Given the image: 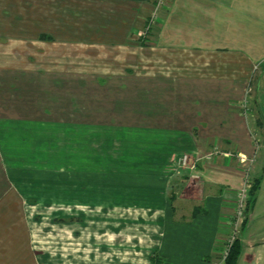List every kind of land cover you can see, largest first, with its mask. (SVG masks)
Instances as JSON below:
<instances>
[{"label":"crops","instance_id":"1","mask_svg":"<svg viewBox=\"0 0 264 264\" xmlns=\"http://www.w3.org/2000/svg\"><path fill=\"white\" fill-rule=\"evenodd\" d=\"M98 1L127 7L129 19H65V26L53 19L47 32L61 57H74L67 49L85 56L88 47L136 44L155 7L161 14L150 24L148 65L134 58L123 72L132 83L100 93L102 119L92 118L93 105H84L88 118L76 117L77 101L68 115L28 110L29 102L0 113V264H223L245 173L228 152L255 153L249 175L260 180L238 234L237 264H264V0ZM76 84L54 97L81 100ZM47 132L62 141L37 150ZM216 147L220 155L202 158ZM36 151L54 154L57 165L30 172L6 164ZM183 153L201 158L179 173Z\"/></svg>","mask_w":264,"mask_h":264},{"label":"rangeland","instance_id":"2","mask_svg":"<svg viewBox=\"0 0 264 264\" xmlns=\"http://www.w3.org/2000/svg\"><path fill=\"white\" fill-rule=\"evenodd\" d=\"M165 1L149 0L148 2L149 4L153 3V5L161 3L162 6L166 3ZM130 13L127 7L123 9V7L118 6L115 9L108 2L98 0H0V113L7 114L14 111V107H7L10 102H29L31 107L28 110L36 111V109L44 107L50 115H68L69 105H74L77 101L81 110L77 106L76 117L88 118L86 115L82 116L83 113H86L84 105L87 107V111L93 105L92 108L95 112L93 115L91 114L92 118L94 120L102 119L105 115V112L100 108L103 100L96 99L100 97V93L106 92L111 84L117 81L132 83V73L125 72L124 75L123 72L124 68L130 67L132 69L131 62L133 63L134 58L137 59L140 56L138 66L148 65L147 59L144 60V56H147L149 50L146 46H149L150 28L160 18L161 12L154 7L151 15L143 19L144 23L135 33L136 39L134 41L137 42L136 44H129L126 48L105 46L103 51L99 47L97 52V47H88L86 52H93L91 57L87 56L86 52L84 56L79 48L76 50L67 49L74 53V57H72L73 55L71 57H61L60 53L62 51L59 49V45L55 43L53 36L49 35V32L53 29L51 25L53 19L56 18V21H62V26L66 24L63 23L65 19L86 20V23L89 21L88 18L99 21L102 19L103 23H111L114 18L118 17V14H123L124 20L129 19ZM99 21L98 23H100ZM136 46L139 50H134ZM123 50L125 53H122ZM133 50L140 52L139 55L134 54ZM118 56H123V59ZM62 65L65 67H61ZM62 68H66L65 73H53V70L59 71ZM147 68L141 69L145 71L142 73H147ZM40 70L43 74L38 72ZM119 74H123V77H116ZM100 78L107 79L103 82V85L97 81ZM74 82L77 83L76 87H81L83 90L78 94L81 100L54 97L59 92H63L65 88L69 90V84L71 85ZM85 90L93 92V99L85 100L87 92ZM16 95L24 99H18L19 97ZM73 107H70V109ZM54 134L56 133L47 132L44 139H38L36 142L37 150H43L45 146L48 149L51 146L59 145L62 140L53 138ZM33 142L34 140L31 139L27 145L31 148L34 146ZM218 150L220 149L218 148ZM38 153H41V151L30 154L28 160L25 161H22V155H18V159L13 163L6 158V164L8 167L26 166L30 172L33 169L43 170L57 165L54 154L47 153L43 155ZM187 155L191 157L190 154ZM78 158H80L79 155L76 156V162ZM60 161L66 163L65 166H67V154H62ZM0 177L4 178L2 171H0ZM234 205L236 206V201ZM245 211L247 217V207ZM234 215L235 209L232 215L233 218ZM241 227L236 232V239H238Z\"/></svg>","mask_w":264,"mask_h":264},{"label":"built area","instance_id":"3","mask_svg":"<svg viewBox=\"0 0 264 264\" xmlns=\"http://www.w3.org/2000/svg\"><path fill=\"white\" fill-rule=\"evenodd\" d=\"M249 89L246 91L245 96L242 100V108H246V103L249 96ZM253 142L255 149H258L261 145L260 139L256 136H253ZM222 151L218 150V148H214L212 151L205 153L202 158L210 159L213 156L220 155ZM224 155L231 156L236 158L239 165L243 168L244 176L243 181L239 188L236 190V206H235V215L234 218L229 221L230 223V236L227 239V242L224 246V250L221 254V260L224 261L228 250L231 246V244L236 239V232L238 229H240L241 225L243 224L244 220L246 219V206H247V200L249 198V190L251 188L252 184V177L249 175L250 167L252 166L254 160H255V153H252L251 155H246L241 152L231 153L228 152ZM201 157H195V156H188L187 154H183L182 156L178 157L175 161V167L177 170L176 172H179L181 170H192L195 168L197 161ZM238 201V202H237Z\"/></svg>","mask_w":264,"mask_h":264},{"label":"trees","instance_id":"4","mask_svg":"<svg viewBox=\"0 0 264 264\" xmlns=\"http://www.w3.org/2000/svg\"><path fill=\"white\" fill-rule=\"evenodd\" d=\"M260 187L259 177L252 180L251 188L249 190V198L247 200V210L249 211L255 202L256 193ZM242 252V244L239 239H235L231 244L228 253L223 261V264H237L240 254ZM156 262H154L155 264Z\"/></svg>","mask_w":264,"mask_h":264}]
</instances>
